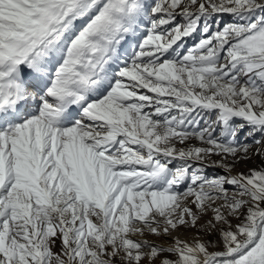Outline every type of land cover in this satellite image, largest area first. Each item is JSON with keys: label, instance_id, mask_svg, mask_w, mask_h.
Returning a JSON list of instances; mask_svg holds the SVG:
<instances>
[{"label": "snow or ice", "instance_id": "6c2138e0", "mask_svg": "<svg viewBox=\"0 0 264 264\" xmlns=\"http://www.w3.org/2000/svg\"><path fill=\"white\" fill-rule=\"evenodd\" d=\"M0 264H264V0H0Z\"/></svg>", "mask_w": 264, "mask_h": 264}, {"label": "rangeland", "instance_id": "374dc122", "mask_svg": "<svg viewBox=\"0 0 264 264\" xmlns=\"http://www.w3.org/2000/svg\"><path fill=\"white\" fill-rule=\"evenodd\" d=\"M225 19H228V17H225ZM215 27H216V25H213V28H215ZM198 39H199V36H196L195 39L192 38V37L186 38L187 44L191 45ZM260 164H261V157L256 156L251 161L242 162V163L236 165V170L237 171H247V169L256 168ZM215 171L219 172L220 170L219 169H215ZM208 172H209V175H212L213 174V169L209 168ZM179 234L183 237V236L190 235L191 233H188V232H186L185 230L182 229Z\"/></svg>", "mask_w": 264, "mask_h": 264}]
</instances>
